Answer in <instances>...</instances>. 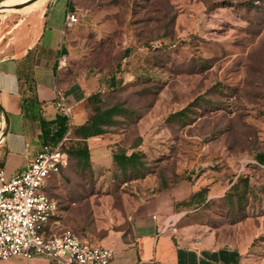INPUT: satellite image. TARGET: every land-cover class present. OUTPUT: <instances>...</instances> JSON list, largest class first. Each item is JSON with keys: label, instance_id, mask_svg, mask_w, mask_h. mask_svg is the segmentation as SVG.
<instances>
[{"label": "rangeland", "instance_id": "374dc122", "mask_svg": "<svg viewBox=\"0 0 264 264\" xmlns=\"http://www.w3.org/2000/svg\"><path fill=\"white\" fill-rule=\"evenodd\" d=\"M45 1L0 19L1 55L30 15L18 7ZM53 2L60 20L66 8L80 15L62 71L89 83L88 133L100 125L112 148L103 167L94 166L98 143L90 161L70 153L50 192L61 207L54 233L112 248L114 264L107 239L130 242L132 204L186 180L189 212L169 234L188 245L212 236L214 247L242 246L243 264H264V0ZM133 152L142 155L124 163Z\"/></svg>", "mask_w": 264, "mask_h": 264}, {"label": "crops", "instance_id": "0c3cea01", "mask_svg": "<svg viewBox=\"0 0 264 264\" xmlns=\"http://www.w3.org/2000/svg\"><path fill=\"white\" fill-rule=\"evenodd\" d=\"M48 2L16 11L30 15L12 28L8 50L2 48L11 54L3 56L0 53V113L6 132L0 142V164L10 176L25 169L40 151L45 140L42 121L49 124L50 135L58 129L57 119L61 116L56 106L58 90L63 92L67 105L73 109L74 129L88 119L83 105L91 92L89 83L82 79L67 82L66 74L57 69L61 49L68 57V65L72 57L67 53L74 26L65 27L69 8L60 20L51 14L53 0ZM15 8L0 10V19L14 13ZM107 137V134L92 137V143H88L90 151L94 143L99 144L95 167H103L109 161L107 156L112 148L108 146ZM103 157L107 160L103 161ZM110 163H113L112 159ZM194 190L189 181L183 180L147 200L133 203L129 218L132 222L130 242L117 232H111L107 239L116 243L119 253L114 264H243L245 249L242 246L214 247L212 236L193 240L188 245L181 238L176 240L171 236L169 228L165 230L189 212L188 207L180 205L191 199ZM0 264L55 263L43 257L31 260L17 257L0 261Z\"/></svg>", "mask_w": 264, "mask_h": 264}, {"label": "built area", "instance_id": "2783aa9c", "mask_svg": "<svg viewBox=\"0 0 264 264\" xmlns=\"http://www.w3.org/2000/svg\"><path fill=\"white\" fill-rule=\"evenodd\" d=\"M79 22L80 15L69 8L65 27L72 28ZM68 61L61 49L58 71L67 68ZM57 96L56 106L69 120L64 138L56 144H43L32 162L10 179L0 166V261L43 257L55 264H112V248L91 244L68 230L54 233L52 228L61 210L48 189L68 166L69 156L64 147L72 139L73 131V109L61 90ZM87 142L92 143L91 138Z\"/></svg>", "mask_w": 264, "mask_h": 264}, {"label": "trees", "instance_id": "16d2710c", "mask_svg": "<svg viewBox=\"0 0 264 264\" xmlns=\"http://www.w3.org/2000/svg\"><path fill=\"white\" fill-rule=\"evenodd\" d=\"M2 1L3 0H1L0 2H2ZM112 114H113V110L107 112V115H109V116H111ZM57 121H58L59 127L56 130V132L53 133L52 135H50V133L47 131V129L49 127V124L47 122H45V121H42V127L44 129V135H45L44 144H56L59 141H61L64 138V136L66 135V133H67V131L69 129V120H68V118L61 115L57 119ZM87 124L88 123H86V124H84V125H82L80 127H77L76 129L73 128L72 139L68 141V142H70V141L72 142L73 141V144L67 142L65 144V147H64L65 151L68 153L69 160H70V153H72V154H77L78 153V154L82 155L84 158H86L87 161H90V151L88 149L89 144H88L87 140L92 138V137H98V136L106 134V131L103 128H101L100 125L97 126L96 124H92L91 125V127H93V130H94L93 133H88L90 127H88ZM81 146H82V148L78 149ZM74 149H76V150H74ZM140 155H142V154H138L136 152H133L129 156H127V154H125V157L123 158V161L126 164H134L135 161L139 157H141ZM259 155H260L259 156L260 157L259 162L261 164H264V153H260ZM112 159H113L112 161H113L114 164H118V157L113 156ZM68 164H69V162H68ZM65 169H62L60 174ZM53 185L54 184L51 183V185H50V187L48 189V194L50 196H51V194H50L51 188H52ZM59 206H60V203H59ZM60 210H61V207H60Z\"/></svg>", "mask_w": 264, "mask_h": 264}, {"label": "bare ground", "instance_id": "6f19581e", "mask_svg": "<svg viewBox=\"0 0 264 264\" xmlns=\"http://www.w3.org/2000/svg\"><path fill=\"white\" fill-rule=\"evenodd\" d=\"M30 0H9L5 3H0V10H5V9H9L12 7H17L20 4H26L28 3ZM32 1V0H31Z\"/></svg>", "mask_w": 264, "mask_h": 264}, {"label": "water", "instance_id": "95a60500", "mask_svg": "<svg viewBox=\"0 0 264 264\" xmlns=\"http://www.w3.org/2000/svg\"><path fill=\"white\" fill-rule=\"evenodd\" d=\"M24 6H19L18 7V9H22ZM0 112H1V108H0ZM1 114V113H0ZM1 119L3 120V122H0L1 124H4V119H3V117H1V115H0V121H1ZM5 119H6V117H5ZM2 133L0 134V142L4 139V137H5V135H6V132L4 131V127L2 128Z\"/></svg>", "mask_w": 264, "mask_h": 264}]
</instances>
